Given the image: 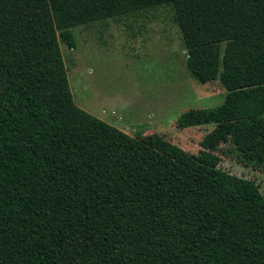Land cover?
I'll use <instances>...</instances> for the list:
<instances>
[{
	"label": "trees",
	"instance_id": "1",
	"mask_svg": "<svg viewBox=\"0 0 264 264\" xmlns=\"http://www.w3.org/2000/svg\"><path fill=\"white\" fill-rule=\"evenodd\" d=\"M169 6L199 83L222 104L199 156L80 107L61 40ZM230 142L264 168V0H0V264H264L260 184L222 168Z\"/></svg>",
	"mask_w": 264,
	"mask_h": 264
},
{
	"label": "rangeland",
	"instance_id": "2",
	"mask_svg": "<svg viewBox=\"0 0 264 264\" xmlns=\"http://www.w3.org/2000/svg\"><path fill=\"white\" fill-rule=\"evenodd\" d=\"M73 31L76 47L62 40L61 47L80 107L133 135L157 132L194 156L206 151L201 142L214 125H190L185 114L222 104L227 90L219 80L191 76L169 6ZM213 153L219 166L255 180L264 194V168L243 163L230 142Z\"/></svg>",
	"mask_w": 264,
	"mask_h": 264
}]
</instances>
